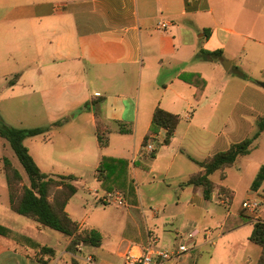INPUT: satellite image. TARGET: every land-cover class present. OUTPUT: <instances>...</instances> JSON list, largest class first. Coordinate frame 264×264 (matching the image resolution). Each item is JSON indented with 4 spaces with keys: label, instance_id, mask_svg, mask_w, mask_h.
<instances>
[{
    "label": "crops",
    "instance_id": "crops-1",
    "mask_svg": "<svg viewBox=\"0 0 264 264\" xmlns=\"http://www.w3.org/2000/svg\"><path fill=\"white\" fill-rule=\"evenodd\" d=\"M249 6V0H0L3 75H18L13 84L8 81L7 91L15 100L31 88L46 124L43 114H34L28 127L51 128L30 137L33 160L47 175L75 176L83 193L103 205H110L102 201L109 192L102 186L107 176L114 186L110 193L120 192L128 208L123 236L109 241L86 227L87 212L78 217L71 205L80 194L75 185L65 211L80 228L99 231L101 245L71 249V238L62 234L63 245L52 247L55 255L48 264H88L87 257L95 264H123L130 248L150 251L155 260L158 251L175 253L164 264H256L261 247L249 236L254 222L264 221V180L255 190L251 186L264 160L255 161L253 151L264 143V133L248 155L223 171V179L221 171L210 175L212 180L217 174L219 181L213 182L209 200L184 184L201 171L199 162L249 137L252 121L264 116V93L254 89L241 93L249 104L227 103L228 81L218 75L216 64H227L229 52L242 47L237 22L246 13L254 17V45L264 46V21L258 22L264 0L254 10ZM199 50L221 55L198 61ZM156 108L178 115L179 123L167 145L161 144L165 131H159L149 153L144 145ZM96 116L109 129L104 147L96 136ZM119 125L129 131L119 132ZM241 171L248 188L238 200L228 178ZM220 186L232 194L227 203L217 193ZM252 197L262 202L257 215L242 208ZM239 216L249 220L234 226ZM180 245L189 252H178ZM20 246L0 239V264H42L33 257L38 250Z\"/></svg>",
    "mask_w": 264,
    "mask_h": 264
},
{
    "label": "trees",
    "instance_id": "trees-1",
    "mask_svg": "<svg viewBox=\"0 0 264 264\" xmlns=\"http://www.w3.org/2000/svg\"><path fill=\"white\" fill-rule=\"evenodd\" d=\"M206 36L208 35L207 31ZM221 51L204 52L199 50L196 58H206L220 56ZM238 75H245L238 72ZM18 75H15L9 81L13 84ZM204 82L202 80V86ZM196 91V97L199 98L203 87ZM94 104H97L94 102ZM97 117V116H96ZM96 119V136L101 147L107 145L108 142V127L99 116ZM179 123V116L167 112L161 108H156L152 115L150 124L151 134H158L159 131H165V137L161 144H169L174 131ZM54 123L53 125H57ZM257 131L251 136L239 142L232 143L226 150L214 153L198 164L201 171L191 175L184 183L190 185L194 189H200L205 199H210L216 190V186L210 179V175L216 171H221V178H224L223 171L226 168L232 167L239 157L248 155L253 148V142L261 133H264V116L257 119ZM50 127H35V128H16L5 124L0 118V137L9 142L11 148L18 157L20 163L25 169L29 185L23 184V178L19 171L12 165L9 159L3 158L2 172L6 178L8 188V201L10 209L21 216L36 221L43 227L55 230L63 234L65 237L71 238L69 247L74 249L78 245L99 247L102 242V235L95 229L80 228L65 211L66 204L76 194L77 188L72 184L76 180L73 175L50 176L42 173L30 155L28 149L24 145V140L29 137H35L47 133ZM118 131L121 133L128 132L129 129L123 125H119ZM149 136L146 137V140ZM105 158L102 159V164ZM108 177L105 176L102 181V186L105 188ZM264 180V167H261L257 177L252 183V190H255ZM106 189V188H105ZM107 190V189H106ZM217 193L219 196H226L231 200V192L223 186L218 187ZM249 220L246 216H239L233 224L234 226L241 225ZM229 229L226 227L225 230ZM0 234L11 235L7 228L0 226ZM17 242L38 250L39 257L36 260L42 264H48L55 255L54 248L40 245L30 239H25L20 236H13ZM249 241L261 247V254L256 264H264V221L256 220L253 225V230L249 236ZM47 256V259H44Z\"/></svg>",
    "mask_w": 264,
    "mask_h": 264
},
{
    "label": "rangeland",
    "instance_id": "rangeland-1",
    "mask_svg": "<svg viewBox=\"0 0 264 264\" xmlns=\"http://www.w3.org/2000/svg\"><path fill=\"white\" fill-rule=\"evenodd\" d=\"M248 1V0H247ZM250 6L254 10L255 4L258 3V0H249ZM9 5L8 7H10ZM247 8V7H246ZM255 16V15H254ZM253 15H248L247 13L237 22V25L242 28L243 36L240 39L242 47L232 49L229 52V57L225 59L231 63L230 70H225L223 62L220 60L216 61V64L219 67L218 75H221L227 80V103L229 104H249L248 97L241 94L243 89L250 88L261 93H264V87L261 86V83H264V46L259 47L254 45L253 39L256 36L255 31L251 30V27L254 23ZM264 21V17H260L258 22ZM261 25H264L260 23ZM201 61L200 59H196ZM2 61L0 62V93L2 92L3 99L0 103V118L1 120L10 126L16 128H30V119L31 115L34 114H43L42 124H46L44 118V112L42 107H40L38 95L34 94L29 87H25L23 91L25 96H21L17 99L11 97V93L7 91V83L14 77V73L11 75H3L5 69H3ZM244 72L245 76L242 77L238 75V72ZM208 75V74H207ZM215 75L216 72H215ZM20 89V88H18ZM29 94V95H27ZM11 97V98H10ZM264 112V111H262ZM74 112H70L72 114ZM252 131L251 137L257 131L256 122L252 121ZM24 145L28 149L31 148V138H26ZM255 154V161L264 160V143H261L259 148L253 151ZM7 158L10 160L12 165L19 171L23 178V184L29 185L28 175L20 163L15 152L11 148L8 141L0 137V226L7 228L11 235H2L0 234V239H4L6 243L19 246L23 245L16 240L13 236H20L25 239H30L32 241H37L40 244L48 245L55 248H61L63 245L65 237L58 231L51 230L47 227H43L38 224L36 221L28 219L24 216L14 213L9 207L8 201V188L6 183V178L2 172V159ZM212 181L217 183L219 181L218 175L215 174L212 177ZM228 182L235 188L237 199L243 198L245 196L246 190L248 188L247 182L248 177L243 171L236 176L233 174L229 175ZM72 184L76 185L79 188L80 194L75 196L72 199L71 205L74 206L78 211V217H82L86 212L88 213V219L86 221V227H92L98 229L107 240L117 242L123 236L124 225L126 222V211L128 208L126 206L118 207L114 204L103 205L98 201L95 202V199L90 197L88 194H84L81 182L75 180ZM114 186L111 184V181L108 179L105 185V188L109 192L113 191ZM119 188V187H116ZM122 188V187H120ZM124 188V187H123ZM140 188V187H139ZM134 186H132V190ZM121 191V189H119ZM122 192V191H121ZM132 191L130 196H132ZM128 194V193H127ZM83 200H81V198ZM85 207L86 210L82 211ZM219 211H223L222 208H218ZM82 213V214H81ZM80 222V219L79 221ZM203 222L198 225V228H202ZM36 227L40 230L37 231ZM213 229L215 224L210 225ZM25 246V245H24ZM27 248H30L26 246ZM32 249V248H30ZM33 250V249H32ZM86 251H92V248L87 247ZM34 258L39 257V255H33Z\"/></svg>",
    "mask_w": 264,
    "mask_h": 264
},
{
    "label": "built area",
    "instance_id": "built-area-1",
    "mask_svg": "<svg viewBox=\"0 0 264 264\" xmlns=\"http://www.w3.org/2000/svg\"><path fill=\"white\" fill-rule=\"evenodd\" d=\"M160 28H165V23H159ZM158 136V134H151L145 142L144 148L147 152L152 153L154 151V139ZM224 203L228 202L226 197L222 198ZM102 201L107 204H115L117 206L124 205V198L122 194L118 191H114L112 193L108 192L102 196ZM262 202L258 197L248 198L246 201L242 203V208L252 214L257 215ZM193 236V235H191ZM178 252L180 253H188L189 247L187 245H180L178 247ZM175 253L166 252V251H158L155 255L158 257V260L154 259L153 253L150 251L142 252L138 249H128V251L123 255V264H164L170 257ZM86 261L88 264H95L91 257H87Z\"/></svg>",
    "mask_w": 264,
    "mask_h": 264
},
{
    "label": "water",
    "instance_id": "water-1",
    "mask_svg": "<svg viewBox=\"0 0 264 264\" xmlns=\"http://www.w3.org/2000/svg\"><path fill=\"white\" fill-rule=\"evenodd\" d=\"M225 63H227V64H224V63H223V65H224V69L227 70V69H228V66H229V62L227 61V62H225ZM261 86L264 87V83H261Z\"/></svg>",
    "mask_w": 264,
    "mask_h": 264
}]
</instances>
